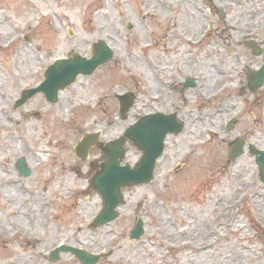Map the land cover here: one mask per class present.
I'll use <instances>...</instances> for the list:
<instances>
[{
    "label": "rangeland",
    "instance_id": "obj_1",
    "mask_svg": "<svg viewBox=\"0 0 264 264\" xmlns=\"http://www.w3.org/2000/svg\"><path fill=\"white\" fill-rule=\"evenodd\" d=\"M154 1L0 0L1 45L12 35L8 47L0 45V187L13 174L14 189L27 197L5 200L0 192V223L11 230L12 211L25 206L34 217L23 222L30 233L0 234V264H81L70 252L50 261L60 244L101 253L96 264H264V181L247 150L250 143L264 149V85L248 87L264 54V0H184L177 9V0ZM255 9L260 13H249ZM100 39L113 58L80 75L58 103L36 95L13 106L55 59L90 57ZM188 75L196 85L186 89ZM128 91L135 103L120 114L117 95ZM33 111L40 115L24 117ZM155 111L176 113L184 130L167 136L153 180L124 188L119 216L94 226L102 199L90 186L99 169L90 163L101 153L98 145L81 161L75 143L92 131L101 132L99 144L112 140ZM238 138L245 152L231 161ZM126 147L124 162L133 165L140 151ZM21 157L27 177L16 169ZM139 217L144 234L131 239Z\"/></svg>",
    "mask_w": 264,
    "mask_h": 264
},
{
    "label": "water",
    "instance_id": "obj_2",
    "mask_svg": "<svg viewBox=\"0 0 264 264\" xmlns=\"http://www.w3.org/2000/svg\"><path fill=\"white\" fill-rule=\"evenodd\" d=\"M127 28L132 25L127 23ZM258 53V51H255ZM113 52L104 40L93 44V54L90 58L73 53L68 58L56 59L44 72V80L37 86L23 91L22 97L16 105L23 104L33 95L41 92L47 101L55 103L58 100V92L63 90L80 75H90L94 70L112 59ZM192 79L186 85H193ZM264 84V59L261 67L255 73L249 75V89L255 91ZM120 99V113H126L134 102L132 93L124 94ZM230 126V125H229ZM183 129L175 114L165 115L155 113L143 116L134 125L127 128L122 136L107 143L103 147L101 171L96 173L91 180V186L96 189L103 199L101 212L95 217L93 223L101 226L110 223L118 216L117 207L123 203L122 189L128 185H140L148 183L153 178V172L157 158L164 150V139L168 133L178 134ZM126 140L132 142L141 152L140 160L134 165L121 164L125 155L124 144ZM98 134H85L83 139L76 145L75 153L78 157L86 158L88 149L96 144ZM243 139L235 140L230 151V157L235 160L244 152ZM249 153L255 156V162L260 168L261 180L264 181V150L253 145L249 146ZM20 174L28 176L30 170L26 167L24 159H19L17 164ZM144 233L142 219H137L133 226L130 237L140 238ZM72 252L82 264H95L99 256L90 254L85 250L63 246L52 252L50 259L55 261L59 257V251Z\"/></svg>",
    "mask_w": 264,
    "mask_h": 264
},
{
    "label": "bare ground",
    "instance_id": "obj_3",
    "mask_svg": "<svg viewBox=\"0 0 264 264\" xmlns=\"http://www.w3.org/2000/svg\"><path fill=\"white\" fill-rule=\"evenodd\" d=\"M154 1V0H153ZM160 4H164L165 6H169V2L167 0H157ZM175 0H173L174 2ZM184 0H177V2H175L174 4V8L177 9L178 6H181L182 8V3H183ZM172 2V3H173ZM155 3V1H154ZM151 5H152V2H151ZM264 8V6L262 7ZM264 11V10H263ZM249 13H260L259 9H255L253 11H250ZM100 13H98L97 15H99ZM259 14H255L254 16H258ZM251 23H248L247 24V29L250 31V28L248 26H250ZM96 28L99 30V31H102L104 29V26L101 25L100 23H97L96 24ZM181 31V30H180ZM245 31V30H244ZM112 35L108 36L109 39L113 40V38L111 37ZM188 39H190V37H188ZM12 41V35H9L5 40V44L6 43H9ZM191 42V40H190ZM108 43V42H107ZM261 60V58H260ZM209 77L211 78V81L214 79V73H210ZM1 103V102H0ZM65 107H64V110L65 111H68L71 106H72V103L70 101H66L65 102ZM2 105V104H0ZM224 104L221 105V108H224ZM4 108H7L5 106H3ZM219 108V107H218ZM218 111H221L220 109H217V112ZM213 112V111H212ZM9 117L12 118V114H7ZM1 124V123H0ZM41 153V155H45L43 152V149L41 151H39ZM3 181L5 182V185H3L4 187H0V192H1V197L5 200H11V201H17V200H20V201H24L26 200V196H23L22 195L20 196L19 193L16 192V190L14 189V186L13 185H16L19 183V180L17 178H15L13 176V174H8V175H5L4 178H3ZM7 183H11L12 186L8 187V185L6 186ZM65 193V192H64ZM24 198V199H23ZM23 209L21 211H19L17 208H14L15 210H18L19 211V214L18 213H15L14 210L12 211V214H14L17 219L15 220V225H13L12 229H8L6 227H3V224L0 223V234L3 235V239L5 238H9L10 236H12V233L13 235L14 234H17V233H21V234H25L26 232H31L30 231V228H26L24 226V219H27L29 222H32L33 223V219L34 217H32V206H25V207H22ZM229 213V211H228ZM31 216V217H30ZM77 229H79V227H77ZM209 234H213V235H216L218 234L217 233V230L216 229H212L210 230ZM166 239V238H165ZM202 243H205L204 240L201 241ZM167 245L169 246H172L170 243L167 242ZM11 264H17L16 262H13Z\"/></svg>",
    "mask_w": 264,
    "mask_h": 264
},
{
    "label": "flooded vegetation",
    "instance_id": "obj_4",
    "mask_svg": "<svg viewBox=\"0 0 264 264\" xmlns=\"http://www.w3.org/2000/svg\"><path fill=\"white\" fill-rule=\"evenodd\" d=\"M99 167V162L98 160H94L91 164H90V168L91 169H96Z\"/></svg>",
    "mask_w": 264,
    "mask_h": 264
}]
</instances>
